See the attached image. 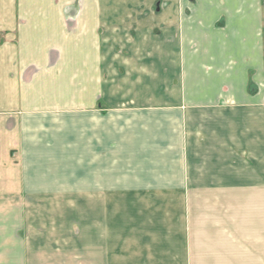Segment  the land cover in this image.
<instances>
[{"label":"crops","instance_id":"0c3cea01","mask_svg":"<svg viewBox=\"0 0 264 264\" xmlns=\"http://www.w3.org/2000/svg\"><path fill=\"white\" fill-rule=\"evenodd\" d=\"M116 1L0 0V264H45L46 258V264H54L61 257L66 264L70 258L76 264H191L196 255L203 258L204 250L195 254L198 244L189 241L197 235H77L76 253L49 251L34 243L43 235H24L19 214L26 192L115 190L102 187L101 163L112 157L103 146L115 143L103 137V129L116 136L117 122L111 118L126 112L118 110L119 97L139 94L136 89L145 96L149 92L143 89L147 83L126 82L159 76L172 61V52L177 64L168 68L183 70L191 96H200L201 85L206 89L242 78V91L240 83L235 86L240 101L253 102L255 151L264 143V85L255 97L246 96L244 88L249 69L256 71L260 86L264 79L260 0H201L184 18L176 6L180 0H163L166 7L153 14L128 7L133 4L128 0L125 7L110 6ZM222 18L224 24L218 26ZM133 24L142 30L182 27L183 43L179 49L174 41L167 51L165 41L140 38L127 46L130 59L122 61L114 51L124 46L118 33ZM193 43L194 49L182 51ZM138 60L142 64L133 74L117 77L116 64ZM201 79L205 82L198 83ZM101 100L112 108L107 115ZM216 104L191 108L236 106ZM83 202L85 207V198ZM93 203L96 209L101 201L95 197ZM7 215L14 219L9 227Z\"/></svg>","mask_w":264,"mask_h":264},{"label":"rangeland","instance_id":"374dc122","mask_svg":"<svg viewBox=\"0 0 264 264\" xmlns=\"http://www.w3.org/2000/svg\"><path fill=\"white\" fill-rule=\"evenodd\" d=\"M125 1L117 0L110 6L125 7ZM127 2L133 3L128 7L143 14L157 13L166 7L163 0ZM199 2L180 0L176 6L184 18L200 7ZM260 3V34L264 39V0ZM223 24L222 18L217 25ZM181 28L167 30L155 26L142 30L133 24L118 33V41L124 46L114 51L122 55V61L130 59L131 48L127 46L140 38L165 41L167 51L172 50L169 46L176 41L180 49ZM133 47L135 50L136 46ZM195 47L193 43L182 51ZM172 58L168 64L176 66L173 52ZM138 62L116 64L117 77L126 71L133 74L137 65L142 64ZM168 64L159 76L127 81L145 86L147 83L143 89L149 91L148 96L141 95L142 89H136L139 94L120 96L118 110L126 112H118L111 118L117 122L116 136L103 129V137L115 139V143L103 146L105 151L110 148L112 157L102 160V187L115 190L23 193L19 212L26 227L23 232L43 235L42 241L34 242L37 247L76 253L77 235H197L189 241L198 244L195 254L204 250L203 258L196 255L191 264H200L205 259L209 264H264V143L260 152L255 151L253 105H250L253 102L240 101L237 94L238 85L240 92L243 88L242 78L220 86L215 83L216 86L206 89L201 85L196 89L200 96H191L189 85L186 87L188 81L185 83L181 77L183 70L180 73L177 67L175 72L170 65L169 70ZM255 73L249 69L245 74L248 97L260 94L264 85V79L261 86L257 83ZM203 82L204 79L198 81ZM100 103L107 115L112 108L102 100ZM216 103L236 106L213 111L191 108L193 104ZM238 103L247 105L238 107ZM70 177L77 185L76 177ZM95 197L101 201L96 209ZM13 220L12 215L6 216L7 227ZM66 260L54 259V264H66ZM69 260L70 264H76L75 258Z\"/></svg>","mask_w":264,"mask_h":264}]
</instances>
